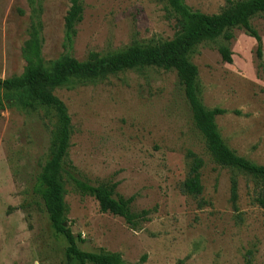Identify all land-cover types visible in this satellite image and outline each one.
Segmentation results:
<instances>
[{
  "label": "rangeland",
  "instance_id": "rangeland-1",
  "mask_svg": "<svg viewBox=\"0 0 264 264\" xmlns=\"http://www.w3.org/2000/svg\"><path fill=\"white\" fill-rule=\"evenodd\" d=\"M226 1L185 4L212 15ZM82 7V21L68 44L63 19L69 0H0V81L22 75L23 49L34 28L40 32L45 65L62 55L84 62L90 53H118L132 45L170 40L175 32L173 22L165 18L163 0H82ZM251 25L261 41L260 61L256 41L240 30L233 31L228 44L219 39L199 45L189 61L198 71L202 106L226 111L215 120L226 146L264 166V15ZM220 45L229 48L230 64L222 62ZM53 94L70 118L64 169L72 167L74 178L92 185L117 183L119 196L134 199L133 212L153 211L148 222L131 230L121 218L100 213L97 202L79 195L63 173L64 226L81 252L116 253L124 264H264V209L252 201L253 183L244 174L212 163L174 72L125 71L57 88ZM55 124L52 112L27 114L3 102L0 264L66 263L67 244L54 234L32 194L50 155ZM187 150L204 162L198 198L180 192ZM233 175L239 218L229 203ZM200 199L208 205L199 207Z\"/></svg>",
  "mask_w": 264,
  "mask_h": 264
},
{
  "label": "trees",
  "instance_id": "trees-1",
  "mask_svg": "<svg viewBox=\"0 0 264 264\" xmlns=\"http://www.w3.org/2000/svg\"><path fill=\"white\" fill-rule=\"evenodd\" d=\"M163 3L165 18L174 24L175 32L170 40L156 41L146 46L132 45L118 53H90L84 62H79L69 55H62L45 65L40 52V32L34 28L23 49L26 66L22 75L0 81V110L5 102L8 106H16L27 114L38 111L52 112L56 118L54 130L51 132L50 155L34 180L32 194L41 202L54 234L62 237L67 244L65 264L124 262L116 253L90 254L77 248L70 229L64 226L66 208L63 199V173L68 176L79 195L90 197L97 202L100 213L121 218L131 230H137L141 224L148 222L153 211L133 212L134 199L119 196L116 193L117 183L92 185L88 181L74 178L69 172L72 167L64 169L71 127L65 105L53 94L57 88L104 80L125 71L155 68L174 72L189 106L194 127L201 135L212 163L248 176L254 187L252 201L257 207L264 209V166L255 165L237 156L226 146L215 123L216 118L226 114V111L208 110L202 106L196 88L198 71L189 61V56L201 44L214 43L219 39L226 44L230 43L234 30L243 31L256 41V56L260 61L261 41L251 21L264 15V0H227L220 12L212 15L191 10L185 0H163ZM82 15V0H69V8L63 19L68 44L76 35V27L81 23ZM217 52L222 62H232L227 45L218 46ZM259 67L262 69L261 63ZM185 160L187 174L180 185V192L184 196L198 198L203 193L201 170L204 162L189 150L185 152ZM237 192L238 184L233 175L230 180L229 203L239 218ZM197 204L199 207L208 205L201 199Z\"/></svg>",
  "mask_w": 264,
  "mask_h": 264
}]
</instances>
